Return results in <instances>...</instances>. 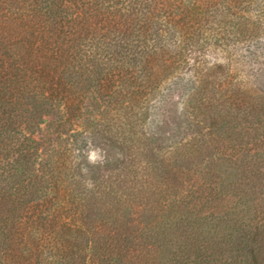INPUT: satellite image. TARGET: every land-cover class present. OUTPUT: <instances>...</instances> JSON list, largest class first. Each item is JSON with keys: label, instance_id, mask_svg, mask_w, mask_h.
<instances>
[{"label": "trees", "instance_id": "obj_1", "mask_svg": "<svg viewBox=\"0 0 264 264\" xmlns=\"http://www.w3.org/2000/svg\"><path fill=\"white\" fill-rule=\"evenodd\" d=\"M263 31L264 0H0V264H264V69L204 59ZM185 82L177 135L149 133ZM117 106L168 153L140 210L82 164Z\"/></svg>", "mask_w": 264, "mask_h": 264}, {"label": "rangeland", "instance_id": "obj_2", "mask_svg": "<svg viewBox=\"0 0 264 264\" xmlns=\"http://www.w3.org/2000/svg\"><path fill=\"white\" fill-rule=\"evenodd\" d=\"M261 35L264 36V31ZM232 45L233 43H230L233 54L235 48H233ZM250 50L251 54L246 55L247 57L242 56L241 53H234L235 55H230V58H228L226 52L217 51L212 47L211 50H206L204 59L207 65L213 64L216 61L228 64L234 71H248L251 75L252 73L256 75L259 73L258 69H264V47L262 49L260 44H255ZM236 59L240 62L236 63ZM252 82L255 83V87L264 89V76L260 75L259 78L255 80L252 79ZM189 89H191L189 83H177V86L172 89V96L167 100L166 107L168 113L165 117L155 116V118L152 119L151 125L149 126L152 131H149V133L158 131V126H163L165 122H168V126L164 128L166 131L163 132V135L165 137H168L170 133L177 135L175 123L185 119L184 115L181 114L183 108V94L187 93ZM102 110L103 108L97 111L99 117H102V114L100 115ZM106 114L107 118H103V122L110 123L111 121L112 125H115L116 122V126H113V133L112 135H104L103 132H97L91 136L92 139L88 141V147L84 148V151L82 149V153H84L82 164L90 168L93 173H95V176H99L102 184L104 186L106 185L108 189H115V191H118L121 195L125 193V196L130 194L133 189L142 188L145 190L150 184L149 182H153L151 179L152 177L149 176L146 171L147 167L148 171H152L153 169L152 174L153 180L155 181H162L164 179L163 176L168 177L165 175L163 171L164 167L160 163L162 156L165 155V158H167L166 156H168V153L165 154V152H160V154H157L158 152L156 150L151 151V149H153L151 148L152 146L149 147V151L141 149L143 148V145L140 143L141 141L138 142L137 138L132 135L129 127L126 125L128 124V119L124 116L125 111L120 110L118 106L115 108L113 107V109L109 111L106 110L104 115ZM145 129L144 126L140 128L141 135ZM120 130L124 131L123 136L118 132ZM49 132L47 133L46 124H44L42 125V132L38 133L35 137L42 138L43 145L45 144L47 147L50 145H59L61 147L65 145L69 146L67 141H63L65 136L62 139H57L56 135ZM160 177L163 179H160ZM144 180L149 184L141 183ZM193 181L192 179L190 182L193 183ZM163 186L164 185L158 182L152 187L159 191ZM143 190H140L139 197H144V201H146L148 198H151L152 195L150 189L146 188V192L142 193ZM127 196V201L136 206V209L140 210L141 208L138 206L140 205L139 201L135 200L139 197L130 199Z\"/></svg>", "mask_w": 264, "mask_h": 264}]
</instances>
